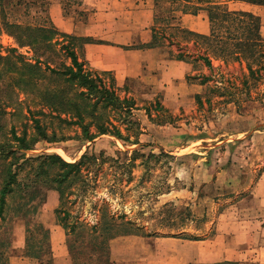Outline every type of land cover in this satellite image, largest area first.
<instances>
[{"label":"rangeland","instance_id":"374dc122","mask_svg":"<svg viewBox=\"0 0 264 264\" xmlns=\"http://www.w3.org/2000/svg\"><path fill=\"white\" fill-rule=\"evenodd\" d=\"M26 1L33 2L32 6L26 8L23 4L19 9H8L10 18L33 25L53 24L50 5L55 0ZM243 4L229 0L228 7L247 11ZM62 8L64 15L75 17L78 21L94 20V11L84 6V0H63ZM251 11L260 17L264 36V6L252 7ZM156 26L158 31H164L165 34L176 33L167 27L166 22H158ZM64 40L69 41L70 38ZM75 43L78 46L82 44L80 40H75ZM0 44L3 46V55L7 54L8 48H17L15 40L4 31L0 33ZM191 51L194 54L202 53V50ZM19 52L29 59L33 56L29 48L20 49ZM86 68L103 78L107 85L112 82V74H104L87 62ZM246 75L245 66L232 60L228 63L213 60L212 68L200 60L193 63L189 84L201 85L200 82L207 76L210 81L208 85H201L199 94L191 95V91L187 90L189 96L183 101L162 98L157 83L146 81L129 84L119 88L118 92L121 97L135 100L137 109L134 116L141 124V131L135 137L134 132L125 131L122 120L113 122L131 141H123L112 135L99 136L93 141L75 138L51 143L40 139L32 150H21L3 164L15 162L19 157L20 161L15 163L13 169L22 166L24 170H20L19 175L27 179L34 175L25 162L38 156L57 154L67 162H76L85 153H105L111 160L129 162L134 152H138L131 168H120L110 161L95 179L94 173L89 175L93 183L87 194L71 197L73 215L95 225L99 221L98 209L104 205L111 215H124L142 226L145 237H177L193 241L218 235L222 216L223 220L230 221L237 217L254 220L264 227V193L257 191L253 194L264 173V79L251 91V98L246 99V95L238 91ZM11 80L10 77L7 82L0 83V144L14 147L17 143L12 132L22 136L27 131L28 138L35 136L33 118H41L46 122L51 135L50 130L58 128L60 122L32 114L31 111L49 113V110L35 105L25 93L17 92ZM208 86L223 89L210 92ZM197 95L203 97L202 106L196 100ZM208 97L211 98L210 104L206 102ZM230 98L235 101H227ZM61 132L69 137H81V128L78 127L68 126ZM134 140L137 144H133ZM39 195L35 201L39 205L38 211L33 220L45 224L46 228H49L48 224L54 227L59 194L42 187ZM9 204L12 208L6 214L2 230L11 234V257H25V219L14 213L17 199L9 197ZM259 231L264 234L263 230ZM120 237L125 236L116 238ZM110 252L113 264H122L115 262L112 250ZM80 257L85 261L86 254H80ZM47 260L44 258L43 264ZM223 262L259 264L255 256H248L238 262Z\"/></svg>","mask_w":264,"mask_h":264},{"label":"trees","instance_id":"16d2710c","mask_svg":"<svg viewBox=\"0 0 264 264\" xmlns=\"http://www.w3.org/2000/svg\"><path fill=\"white\" fill-rule=\"evenodd\" d=\"M25 1L0 0V33L4 31L17 44V48H8L6 55H3V46L0 44V83L7 82L11 77L17 92L25 93L35 105H41L49 110V113L31 111L32 114L49 117L52 122L58 120L60 123L58 128L50 130L49 135L46 122L41 118H33L35 136L28 138L27 131L22 136L12 132L17 144H14V147L0 144V264H10V250L13 245L11 234L7 231L6 234L2 230L6 214L12 208L9 197L17 199L14 213L25 219L27 232L25 256L47 258L48 264H51L50 231L43 223H36L33 220L39 206L35 201L39 198L42 187L55 190L59 194V206L55 210V215L57 222L66 230L67 245L73 264H113L110 260L111 240L126 235L146 236L144 229L124 215H111L104 205L98 209L99 221L95 225L83 222L78 216L73 215L74 203L71 197L85 196L93 183L92 180L110 161L120 168H131L138 152H134L129 162L111 160L105 153L100 155L85 153L76 162H67L57 154L38 156L25 162L34 175L33 178L27 179L19 175L20 170H24L22 166L13 169L15 163L20 161L19 157L15 162L5 164L3 162L21 150H32L40 139L51 143L75 138L93 141L99 136L112 135L123 141H131L128 135L122 134L121 129L113 121L122 120L126 126L125 131L134 132L136 137L141 131V124L134 116L136 102L133 98L119 95L114 78L107 85L103 78L87 70L86 62L81 61L77 53L78 45L75 43V40H80L81 43L85 40L61 34L52 23L33 25L10 18L8 9H11L10 11L19 9L23 4L26 8L32 6L33 2ZM235 1L264 6V0ZM228 2L229 0H172L171 5L175 12L191 15L206 12L210 33L197 34L173 26L167 19H157L156 23L166 22L167 27L176 33L169 35L164 31L159 32L156 26L153 29L150 46H159L165 44L166 40L170 41L171 45H175L180 51L176 55L177 59L190 63L201 60L208 68H212L213 60L223 63L232 60L244 65L247 75L242 86H238V91L244 93L246 99H250L251 91L264 79L263 26L260 17L249 11L231 10ZM67 37L70 38L69 41L64 40ZM185 43L189 45L192 43L193 48L183 45ZM23 48L30 49L33 53L32 58L29 59L19 52ZM191 49L202 50V53L194 54ZM188 79L191 80V77ZM209 81L210 77L207 76L200 84L205 86ZM222 89L219 86H208L210 92H219ZM202 98V95L196 96L200 106L203 103ZM227 101L235 100L230 98ZM206 102L210 104L211 98L208 97ZM147 113L153 120L149 110ZM68 126L81 128V137L63 134L61 131ZM133 144H137V141L134 140ZM141 156L144 157L142 154ZM92 173L93 179L89 177ZM32 225L34 227H31ZM83 253L86 254L85 261L80 257V254L84 255Z\"/></svg>","mask_w":264,"mask_h":264},{"label":"crops","instance_id":"0c3cea01","mask_svg":"<svg viewBox=\"0 0 264 264\" xmlns=\"http://www.w3.org/2000/svg\"><path fill=\"white\" fill-rule=\"evenodd\" d=\"M62 2L55 0L50 5L53 24L62 33L85 40L77 47L80 58L94 69L112 74L118 88L146 81L157 83L162 98L167 101H183L189 96L187 90L191 95L201 93V85L188 81L193 63L177 59L180 51L175 45L167 40L159 46L150 44L157 19H167L173 26L209 35L206 13L175 12L171 0H84V6L94 11V20L81 22L64 15ZM243 5L247 11L259 7ZM257 191L264 193V173L253 194ZM47 226L51 264H73L64 227L58 222L54 227ZM218 226V235L198 241L158 236L116 238L111 241L112 256L122 264H216L255 256L259 264H264V234L259 231H264L262 225L240 217L223 220L222 216ZM43 263L44 259L31 256L10 257V264Z\"/></svg>","mask_w":264,"mask_h":264}]
</instances>
